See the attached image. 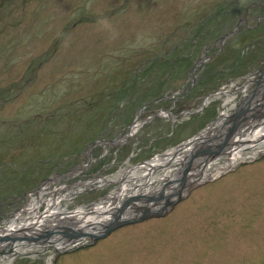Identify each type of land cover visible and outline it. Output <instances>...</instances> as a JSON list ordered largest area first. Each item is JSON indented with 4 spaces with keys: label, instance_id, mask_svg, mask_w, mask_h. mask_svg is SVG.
I'll list each match as a JSON object with an SVG mask.
<instances>
[{
    "label": "rangeland",
    "instance_id": "374dc122",
    "mask_svg": "<svg viewBox=\"0 0 264 264\" xmlns=\"http://www.w3.org/2000/svg\"><path fill=\"white\" fill-rule=\"evenodd\" d=\"M202 54L209 59L199 64ZM262 60L264 0H0V224L51 175L70 169L76 173L53 184L52 201L34 214L17 213L33 222L29 227L50 213L55 196L68 193L64 185L81 179L117 175L59 207L104 203L109 193L106 201L115 203L117 193L140 180L131 171L120 174L123 167L174 148L221 107L214 99L200 112L180 116V110ZM139 113L144 120L129 135L127 125ZM260 117L241 142L251 140ZM179 176L169 189L149 194L161 202L155 210L181 185ZM192 191L168 214L115 229L89 247L53 260L63 247L56 245L11 254L12 262L0 264H264V155ZM141 200L126 208L148 202ZM70 219L60 225L70 227ZM112 219L88 222L95 224L90 232Z\"/></svg>",
    "mask_w": 264,
    "mask_h": 264
},
{
    "label": "bare ground",
    "instance_id": "6f19581e",
    "mask_svg": "<svg viewBox=\"0 0 264 264\" xmlns=\"http://www.w3.org/2000/svg\"><path fill=\"white\" fill-rule=\"evenodd\" d=\"M264 85V73L255 76L251 82L248 83L247 89L243 92L242 95H238V99H243L247 101L250 99L253 91L258 86ZM251 103L249 104V106ZM261 103L259 101L255 102L250 106V110L255 112L256 109L260 107ZM264 108V104L261 106L260 110ZM223 115V114H222ZM251 115V114H250ZM221 120L219 119L215 126L218 128L220 126ZM249 124L248 119L241 120L239 125L234 129V134L231 137L232 140L242 139L246 135V127ZM249 133V134H248ZM248 136L251 138L247 143H235L231 142L226 144L220 150H216V147L209 146L211 150L209 153L205 152L202 157L199 158H191V156H186L181 154L179 151H176L175 148H169L160 155L156 156L152 160L148 162H143L141 164L130 165L129 167H123V170L120 174L128 173L131 171L134 176L138 177V182H133L128 185V187L121 190V192L117 193V201L115 203L107 202L106 199H109L113 195L109 193L106 195L105 202L102 201L90 203L87 207V204H80L76 207L75 210H69L66 206L59 207L58 203L61 200H64L65 203L69 202L71 197L78 193V191L85 189H98L104 185V183L109 182V180L116 181V174L114 178H99L96 182L91 181L90 179H81L77 181L76 184L78 187H69L64 185L63 190L66 189L65 192L67 194H60L55 196L54 198V206L53 209L49 210L50 213L43 215L42 220L39 223H36L35 226L29 227L33 223L28 220V217L22 216L19 217L17 214L19 211L25 212L28 214H34L36 208L41 205L42 202L52 201L50 199L52 197L51 193L55 187L53 184H56L58 180H63L65 178H69V176L74 175L76 172H72L59 175H52L48 180L44 181L37 190H35V196H31L28 199L27 205L23 207V209L17 210V213H11V215L4 218L0 224V237L14 234L18 229H27L30 232L26 233L28 235L37 236V232L40 231L45 233V231L51 227H59L60 223H63L64 220L70 219L68 222L69 225H73L75 227H82L87 223L85 229L87 231H91V227L95 224H88V222H101L103 220H108L113 217L115 210L123 203V200L127 199L129 196L135 197L138 195H149L151 193H156L159 191H164L171 187V182L175 178V175L180 172L181 181L187 183L191 179L196 178L197 176H206L212 172L218 173L222 171V169L227 166L232 165L235 161L247 159L248 156H255L259 152L264 150V120L261 122L260 126L257 128H251L250 132H248ZM243 143V144H242ZM87 153L91 155L93 153L92 148L87 150ZM134 167L136 169H134ZM78 168V167H76ZM142 169V171H141ZM119 174V176H120ZM118 176V177H119ZM161 182V183H160ZM160 183V184H157ZM51 185L53 187H51ZM192 191L191 193H193ZM49 194V197H48ZM114 195V196H116ZM47 196V197H46ZM148 202L145 205L137 206L132 205L129 208H125L123 213V217L125 216H133L135 218L146 214L149 211L155 210L156 207L160 205L159 198L147 200ZM102 202V203H100ZM139 202V201H138ZM99 203V204H98ZM174 209V208H173ZM136 211V212H135ZM139 212V213H137ZM134 214V215H133ZM82 215H85L84 220L81 219ZM86 215H88L86 217ZM126 218V217H125ZM29 227V228H25ZM55 227V228H57ZM52 229V228H51ZM95 228L92 227V230ZM26 231V230H24ZM15 235V234H14ZM17 236V235H16ZM33 236V237H35ZM46 239L37 240V239H23L20 241L11 242V239H0V262L8 263L11 259V254H31L36 252H41L46 249H50L52 247L63 246V245H71L74 240H66V238L62 239L59 236H47L45 234ZM76 240V239H75ZM22 241V242H21ZM98 242V241H97ZM96 242V243H97ZM67 246V245H66ZM8 253L4 255V253ZM7 258V259H6ZM9 258V259H8Z\"/></svg>",
    "mask_w": 264,
    "mask_h": 264
},
{
    "label": "water",
    "instance_id": "95a60500",
    "mask_svg": "<svg viewBox=\"0 0 264 264\" xmlns=\"http://www.w3.org/2000/svg\"><path fill=\"white\" fill-rule=\"evenodd\" d=\"M235 114V113H234ZM234 114L230 115L229 117L232 118L233 116H235ZM237 127V124L236 123H233L231 124V129L228 130V132L224 135L225 138H224V141L223 142H220V143H217L214 145V147H216V150H220L222 147H224L226 144L229 143V138L230 136L232 135L234 129ZM220 136L219 134H216L214 136V138ZM209 140H212V138H208L206 139L205 141H202L201 142V147L198 148V151H196V153H190V156L191 158H199V157H202L205 152L209 153L211 150L206 148V143L209 141ZM207 146H211L210 144L207 145ZM182 185V186H181ZM181 185L178 184V185H175L174 189L172 192H170L169 194H166V196L164 197V200H163V206H165L169 201H170V196L174 193L176 194V192H180L182 190V188H184L186 186V183L185 182H181ZM153 195H146L143 200L147 201V200H150V199H153ZM142 198L141 197H132V198H128V199H125L123 201V203L115 210V213H114V219H112L108 224L104 225L101 227V229L98 230V232L96 233H92L90 231H85V227L86 225H83L82 227H67L66 225H60L59 227L57 228H52V229H48L45 231V233H42L40 232L39 234H36L37 236L35 235H27L25 233H22V234H9V235H5V236H2L0 237V239H11L12 241L11 242H14L15 240L16 241H20V240H23V239H37V240H43V239H46L45 237V234H47V236H50V237H53V236H59L61 237L62 239L66 238V240H75L77 239L76 236H86V237H90L91 239L95 240L99 237H103L105 235H107L109 232H111L116 226H119L121 224H124V223H131L134 221V218L133 219H125L123 218V211L125 210L126 206L129 205V204H132L133 201H138V200H141ZM141 200V201H143ZM139 209V208H138ZM153 211V210H152ZM151 212V211H149ZM148 213V212H147ZM69 226H73V225H69ZM17 235V236H16ZM35 236V237H33ZM80 238V237H79ZM22 242V241H21Z\"/></svg>",
    "mask_w": 264,
    "mask_h": 264
}]
</instances>
